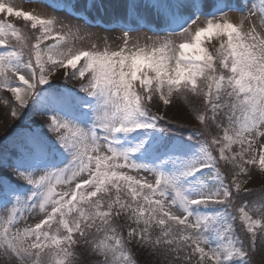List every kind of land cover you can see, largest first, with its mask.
Returning <instances> with one entry per match:
<instances>
[{"label":"snow or ice","instance_id":"snow-or-ice-1","mask_svg":"<svg viewBox=\"0 0 264 264\" xmlns=\"http://www.w3.org/2000/svg\"><path fill=\"white\" fill-rule=\"evenodd\" d=\"M73 7L0 0V264H264V0Z\"/></svg>","mask_w":264,"mask_h":264},{"label":"rangeland","instance_id":"rangeland-1","mask_svg":"<svg viewBox=\"0 0 264 264\" xmlns=\"http://www.w3.org/2000/svg\"><path fill=\"white\" fill-rule=\"evenodd\" d=\"M4 3H9L13 7L17 9H22L24 11H30L33 14L41 15L44 17L48 16H55L57 18H64L67 17L68 20H71L73 23H82V21L76 18V15H68L67 11L61 10L65 6H74L72 11L74 13H79L82 15H86L90 23L95 24L97 17H102L100 20L101 23H110L111 18L104 13L97 12L96 10L87 11L86 5L88 0H3ZM105 2H112V3H125L126 0H105ZM235 2V0H234ZM49 5H57V7H50ZM234 20L237 19L239 16V12H232L231 13ZM0 17L5 19H9L10 22L17 23L18 26H23V18H16V17H8L7 14H0ZM89 31L93 33H97L100 36H105L108 38L109 42L112 45H117L120 43L119 36H120V29L113 28L111 30H106L105 28L97 27H90ZM146 31V30H141ZM136 33H133L135 35ZM90 43L89 40L85 39L83 41V46L87 47ZM77 44H80L78 41ZM57 84L63 83L62 77L60 81L56 82ZM71 86V85H69ZM10 96L11 94L8 93ZM183 103V102H181ZM7 110L2 102H0V139L4 138L6 134H10V125L15 124L16 121L12 120L10 114H6ZM171 114V113H170ZM47 119L46 116L37 115L34 117V120L38 123H43ZM178 122L181 124H185L187 126H196L197 122L187 114V109L185 110V114L180 116ZM23 123V122H21ZM19 126V125H18ZM214 131V129H213ZM257 172H259V167L257 165ZM6 173V169H0V174ZM264 179V177L260 178ZM253 188L260 187V180H256L254 183L249 185ZM142 259V258H141ZM258 259V258H257Z\"/></svg>","mask_w":264,"mask_h":264},{"label":"trees","instance_id":"trees-1","mask_svg":"<svg viewBox=\"0 0 264 264\" xmlns=\"http://www.w3.org/2000/svg\"><path fill=\"white\" fill-rule=\"evenodd\" d=\"M258 258V259H257ZM260 261H261V258L259 255H257L255 258H254V264H260Z\"/></svg>","mask_w":264,"mask_h":264}]
</instances>
